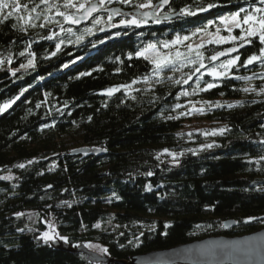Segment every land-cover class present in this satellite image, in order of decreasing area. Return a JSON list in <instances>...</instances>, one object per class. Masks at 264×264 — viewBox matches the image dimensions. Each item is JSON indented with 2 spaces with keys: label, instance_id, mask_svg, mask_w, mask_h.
<instances>
[{
  "label": "trees",
  "instance_id": "1",
  "mask_svg": "<svg viewBox=\"0 0 264 264\" xmlns=\"http://www.w3.org/2000/svg\"><path fill=\"white\" fill-rule=\"evenodd\" d=\"M144 2L113 0L103 6L132 10ZM20 3L39 7L32 13L36 27L15 16L0 23V106L12 102L0 112V177L11 174L0 179V264H94L82 253L45 243L41 233L46 220L68 238L65 244L100 245L119 261L207 236L264 229V161L255 162L264 156V67L258 62L241 66L258 54V39L217 61L209 57L239 47V42L205 44L199 49L205 67L188 84L174 81L186 79L199 63L156 73L150 60L136 56L149 42L161 44L178 36L188 37L179 46L188 52L201 29L213 28L241 7H264L259 0H172L161 9L167 19L139 27L114 24L120 16L109 20L104 12L80 27L68 26L57 15V9L66 15L75 10L65 9V0ZM208 4L217 7L199 11ZM181 9L196 14L184 15ZM236 55L240 61L228 76L208 74ZM30 59L35 66L22 68ZM240 76L253 79H236ZM197 77L200 88L208 82L216 87L181 95L197 89ZM125 84L131 88L106 94ZM246 87L256 91L244 92ZM199 108L204 112L194 110ZM193 119L228 130L193 134L192 139L178 133ZM164 149L174 152L175 160ZM29 213H36L35 225ZM227 220L234 226L224 228ZM97 223L100 228L94 227Z\"/></svg>",
  "mask_w": 264,
  "mask_h": 264
},
{
  "label": "snow or ice",
  "instance_id": "2",
  "mask_svg": "<svg viewBox=\"0 0 264 264\" xmlns=\"http://www.w3.org/2000/svg\"><path fill=\"white\" fill-rule=\"evenodd\" d=\"M112 0H100V6L104 5L105 3H111ZM41 3H48V0H41ZM120 3L123 4H131L132 0H120ZM163 4H167L169 3V0H162ZM259 4L260 5H264V0H259ZM53 5H50V7H52ZM37 7H39V5H35L33 6L31 9H29V5L27 3L25 4H21L20 0H0V23H3L4 21L8 20L9 18L15 16L16 19L18 21H25L26 24H28L31 27H36V25L34 23H32L34 17L32 16V13H36ZM135 7L137 9H146V8H153V4H152V0H145L144 3H140L135 5ZM217 7L216 4H208L207 7H201L199 9V11H207L208 9ZM64 8L65 9H75L76 12H82L83 16L81 18H87L88 16H91V14L95 11H97L98 9V5L92 3V0H84L83 3H73V0H65V4H64ZM106 11H108L109 13V20L112 19V17L114 16H118V15H128V14H124L121 13V10L118 8H113V9H105ZM25 12L27 13V18H25V16L23 15H19L20 13ZM181 13L184 15H189V16H194L196 13L189 10V9H181ZM241 13H243V16H241ZM57 15L63 16L65 21L68 23H78V19L74 16V15H66L65 12H61L59 11V9H57ZM138 15L143 17V19L138 18ZM155 16V13H149V12H141L139 14H131V19H122L120 21V25H123L125 27H130V26H136L139 27L142 24L147 23V19L149 17ZM167 19V17H165ZM35 19H39V14H37V16L35 17ZM45 19H47V17H45ZM156 22L158 23L159 20L157 19ZM57 23H59L57 21ZM94 23L99 24L100 20L96 19L94 21ZM221 23H227L229 26L226 28V31L229 33V35L224 36V35H220V29L218 28L216 30V34L215 37L211 40L208 41V43L210 44H224V43H229V42H239V47H236L235 45L233 47H229L228 49H226L225 51H220L217 52L215 55L209 57L210 60H217L220 56H225L227 54L233 53V52H238L239 48H243L245 45H251L254 41V39H258L261 47L259 48V52L258 54L253 53L252 55L248 56V58L243 62V64L241 66L243 67H247L249 65H252L255 62L260 63V65L262 67H264V7H255L253 6L252 11H248V9H245L243 7H241L239 9V11H237L236 13L232 14L229 17H222L221 18ZM41 27H43L44 25H40ZM118 25H113V27H117ZM13 27H16V25H13ZM234 29H239L240 30V34L237 35H232V32L234 31ZM22 31H24V28H21ZM87 31L91 32V29H88ZM200 31H203V29H201ZM52 36L47 37V39H52ZM181 39L183 40H187L188 37L185 36L183 38L181 37H177V39L175 41H173V43H179L181 41ZM103 41H101L102 43ZM167 46V45H165ZM57 50H59L60 45L57 44L56 45ZM156 45L155 44H149L147 46V48H145L143 51H139L136 53L137 57H143L145 60H150L151 63L154 65V72L156 73H160L162 71H164L165 69H170L171 71L175 72V71H179L180 68L186 66V64H196L199 63V67H196L191 74H185L187 76L186 79L181 80H175L174 83L176 84H180L181 82L184 84H188L189 80L192 79V77L194 75H196V73H200L201 69L205 67L203 60H204V56L203 53L201 51H199V49L204 48V44L201 43L199 45H196L195 47H193L192 45H188V52L189 53H195V59H190L188 57L187 54L181 53L179 51H177L174 55L171 52L168 53H160L156 51ZM152 53H155V55H152ZM21 56L24 55L23 52L20 53ZM33 55L34 54H31ZM53 55H55V53H53ZM240 61V56L236 55L231 59H228L226 62H223L221 64H219L217 67H213L210 68L208 70V74L210 76H212L214 79L215 78H221V77H226L228 76L229 72L231 71V69L233 67H235L237 65V63ZM10 62V60H9ZM0 63H2V61H0ZM34 62L32 59H30L28 61L27 65H21L22 68L25 67H34ZM67 65H65L66 67ZM219 69H222V71H218ZM13 75H15V72H13ZM82 75H89V73H82ZM256 74L254 73L253 76H255ZM253 76H240V77H236V79H240V80H251L253 79ZM147 80V78H145ZM171 79V77L169 78ZM199 77H197V89H194L192 93H188V92H182L181 95H195L197 94V90L199 91H208L209 89H212L214 87H216L215 83H211L208 82L205 84V86L203 88H200L199 85ZM261 79H264V76L261 77ZM133 84L137 83L136 80H133L132 82ZM129 89L131 88L130 84H125V85H118V86H114L112 88H109L106 90V94L108 96H112L115 92L120 91L121 89ZM244 92H249V91H256L255 88H244L243 89ZM261 92H264V88L260 89ZM19 97H17L18 99ZM133 99H135V97H133ZM12 102L5 104L3 106H0V112L5 111L8 107H10V104ZM204 103L208 104L210 107L214 106V107H224V105L220 104L219 102H216L215 105H212L211 102L205 101ZM240 103V102H237ZM39 106V105H38ZM177 108L180 107L179 104L176 105ZM228 108H232L234 107L233 104H228L227 105ZM197 112H204L203 108H199V109H194ZM181 115H184V113H181ZM179 117H171L169 116L168 119H178ZM228 129L227 127H222L219 129H215L212 130V132L210 133H204L205 135H217V134H223L224 132H226ZM261 144H264V140L260 141ZM207 148H211L213 147L212 144H208L206 145ZM165 153H168L169 155L173 156V159L175 160L176 158V154L169 152L168 149H164L163 150ZM159 159V157H157ZM260 161H264V156H260L255 162L259 163ZM28 163H33V161H29ZM18 167L20 168H24L25 165L24 164H20L18 165ZM148 176L153 175V173L151 171H149L147 173ZM9 177H0V179H8ZM49 188L52 187V185H48ZM148 191H151V186L149 185L147 187ZM115 195V194H113ZM118 199V197H117ZM67 203V202H65ZM68 207H71V204H67ZM23 215L22 213H17V216ZM251 219H257V218H249V220ZM94 227L96 228H100L101 225L99 223H97L96 225H94ZM22 231V230H21ZM58 233L55 234H50L49 232H44L42 234V239L44 240L45 243H47L50 240H53L55 238L58 237ZM121 235H123L121 233ZM59 239L63 240L65 243H68V238L67 237H62L59 236ZM138 239V238H137ZM129 243H131V241H129ZM74 247H78V245H73ZM84 247L93 249L95 251H99L103 254H107L108 253V249L107 248H103L100 245H93V244H87L84 245ZM97 264H100V262H97Z\"/></svg>",
  "mask_w": 264,
  "mask_h": 264
},
{
  "label": "water",
  "instance_id": "3",
  "mask_svg": "<svg viewBox=\"0 0 264 264\" xmlns=\"http://www.w3.org/2000/svg\"><path fill=\"white\" fill-rule=\"evenodd\" d=\"M171 1L169 0V3L163 4L162 0H159L153 4V8H133L132 10H128L116 5L103 7L100 6L98 1L92 0V3L98 5L97 11L93 12L87 18H81L83 13L73 10L70 14L78 19V23L66 24L68 26L80 27L82 24H87L94 15H98L101 12L108 13L105 9L110 10L113 8H118L121 10V13L128 14L124 16L139 14L141 12H154L155 16L147 19V22H152L157 19L160 20L161 18V15L156 14V10L159 7L165 8L169 6ZM138 18L143 19L139 15ZM228 55H231V53L225 56ZM225 56H220L217 60ZM234 224L235 222L233 220H227L224 223V228L228 229L233 227ZM54 246L57 249L60 248L71 253H82L88 261L94 264H97V262H100V264H264V229L239 236H207L196 239L195 241L175 245V247L133 255L130 261H119L106 254L99 255L91 249L89 250L84 247L83 243L79 244L78 247L70 246L69 244H58Z\"/></svg>",
  "mask_w": 264,
  "mask_h": 264
},
{
  "label": "rangeland",
  "instance_id": "4",
  "mask_svg": "<svg viewBox=\"0 0 264 264\" xmlns=\"http://www.w3.org/2000/svg\"><path fill=\"white\" fill-rule=\"evenodd\" d=\"M76 3H83L84 0H74ZM100 3V0H96ZM113 1V0H112ZM114 1H117V2H120V0H114ZM159 1V0H158ZM172 2V1H171ZM170 5V4H169ZM103 6V5H102ZM104 7V6H103ZM168 7V6H167ZM161 9L162 7L158 8L156 10V14H159L161 15V18H165L166 17V14L163 15L161 14ZM70 14V13H69ZM108 14V13H106ZM71 15V14H70ZM120 16V19L118 21H116L114 24H120V21L122 19H131V15L130 17H125L123 15H118ZM116 16H114L113 18H115ZM92 19V18H91ZM156 21V20H155ZM68 23V22H67ZM229 25L227 23H221V20L219 21V23H213V28H208L206 30H203L202 32L198 33V36L195 38V40L192 41V43H190L189 45H192L193 47H195L196 45H199L201 43H203L204 45L205 44H209L208 41L213 39L215 37V34H216V30L219 28L220 29V35H224V36H227L229 35V33L226 31V28L228 27ZM240 34V33H239ZM239 34H235L234 31L232 32V35H239ZM177 39V38H176ZM175 39V40H176ZM174 40V41H175ZM185 41V40H184ZM148 45L149 44H155L153 42H149L147 43ZM146 45L145 47L139 49V51H143L145 48H147ZM157 47H156V51L157 52H160V53H168V52H171L173 55L179 51L181 53H186V54H189L187 51H183L179 46L182 47L181 45V42L179 43H173V41H166V42H161V44H155ZM167 45V46H165ZM188 44L186 43V46ZM162 47L164 49H162ZM138 51V52H139ZM195 55V53H192ZM152 55H155V53H152ZM234 56H232L231 58H233ZM229 58V59H231ZM228 60V59H227ZM226 60V61H227ZM224 61V62H226ZM218 71H222V69H219L218 68ZM221 128L220 125H218L217 123L215 122H212V123H209L205 120H200V119H193L191 121H187L186 123L183 124V126L181 127V129L178 131V133H185L186 136L189 138V139H192V135L193 134H196V135H199L200 137L202 136H206L204 133H210L212 132V130H215V129H219ZM171 153H174V152H171ZM175 154V153H174ZM4 177H9L11 178V174L10 173H6L4 174ZM28 219L30 220L31 224L32 225H35V223L37 222L36 220V213H29L28 214ZM44 224V231H42L41 235L44 233V232H49L50 234H55L57 233L55 227H54V224L52 221L50 220H46L43 222ZM52 245H58V244H65V242L61 239H59V235L57 238L53 239V240H50L49 241ZM84 245H87L85 243H83ZM92 244V243H90ZM93 245H96V244H93ZM87 248V247H86ZM90 250V248H87ZM92 251L98 253L99 255H103V253L99 252V251H95L93 249H91ZM107 255V254H106ZM127 261H130V260H127Z\"/></svg>",
  "mask_w": 264,
  "mask_h": 264
},
{
  "label": "bare ground",
  "instance_id": "5",
  "mask_svg": "<svg viewBox=\"0 0 264 264\" xmlns=\"http://www.w3.org/2000/svg\"><path fill=\"white\" fill-rule=\"evenodd\" d=\"M225 237H228V236H225Z\"/></svg>",
  "mask_w": 264,
  "mask_h": 264
}]
</instances>
